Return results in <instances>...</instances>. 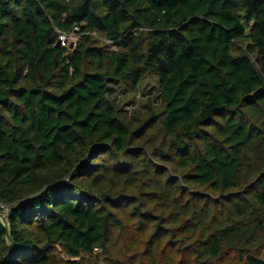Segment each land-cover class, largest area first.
I'll use <instances>...</instances> for the list:
<instances>
[{
    "label": "trees",
    "instance_id": "trees-1",
    "mask_svg": "<svg viewBox=\"0 0 264 264\" xmlns=\"http://www.w3.org/2000/svg\"><path fill=\"white\" fill-rule=\"evenodd\" d=\"M0 202V264H264V0H0Z\"/></svg>",
    "mask_w": 264,
    "mask_h": 264
},
{
    "label": "rangeland",
    "instance_id": "rangeland-1",
    "mask_svg": "<svg viewBox=\"0 0 264 264\" xmlns=\"http://www.w3.org/2000/svg\"><path fill=\"white\" fill-rule=\"evenodd\" d=\"M93 35H94L95 38H97L99 40L100 43H102L104 41L106 43H108L107 40L104 39L103 37H101L99 35H98V37H96L97 36L96 33H93ZM76 39H77V37L75 35H72V36L69 37V41H71V42L76 41ZM148 89L149 90L151 89L152 93L155 92L154 78H149L147 80V82L143 86V90H138L135 93L134 92H131V93L120 92L119 99L120 98L122 99V101H120V103L123 105V108L126 111L130 112L132 109H135L136 107L137 108L141 107L146 99L151 98L150 95L148 93H146L148 91ZM125 101L128 102V103H126ZM8 207L9 206L6 205V208H3L2 211L7 212ZM55 251L60 256L64 255L62 250H61V248L59 246L55 247ZM83 256L86 257L85 254ZM100 264H104V262H102L100 260Z\"/></svg>",
    "mask_w": 264,
    "mask_h": 264
},
{
    "label": "built area",
    "instance_id": "built-area-1",
    "mask_svg": "<svg viewBox=\"0 0 264 264\" xmlns=\"http://www.w3.org/2000/svg\"><path fill=\"white\" fill-rule=\"evenodd\" d=\"M77 29V26H75V30ZM73 34H67L65 32H60L58 34V39H59V44L60 45H67L69 43V37L72 36ZM3 208H6V204L0 202V209L2 210Z\"/></svg>",
    "mask_w": 264,
    "mask_h": 264
},
{
    "label": "water",
    "instance_id": "water-1",
    "mask_svg": "<svg viewBox=\"0 0 264 264\" xmlns=\"http://www.w3.org/2000/svg\"><path fill=\"white\" fill-rule=\"evenodd\" d=\"M73 43L70 44V46H72Z\"/></svg>",
    "mask_w": 264,
    "mask_h": 264
}]
</instances>
